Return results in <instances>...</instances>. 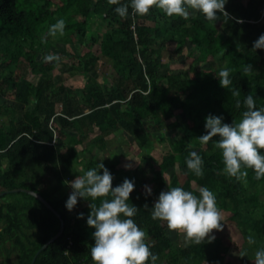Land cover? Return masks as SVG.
Segmentation results:
<instances>
[{"label":"trees","instance_id":"trees-1","mask_svg":"<svg viewBox=\"0 0 264 264\" xmlns=\"http://www.w3.org/2000/svg\"><path fill=\"white\" fill-rule=\"evenodd\" d=\"M27 1L29 9H20L16 0H0V98L5 100L0 102V193L33 190L61 218L28 193L0 197V264H32L37 252L59 233L61 219L64 235L42 250L36 264H93L90 249L95 229L86 223L91 201L79 199L68 211L65 203L72 189L66 182L101 162L114 177L113 187L125 178L134 181L129 203L139 210L133 219L158 255L156 264H203L202 255L214 263L207 254L210 242L181 244L171 238L166 222L151 218L153 203L163 190L157 186L146 195L131 176L132 168L124 167L123 157L130 161L137 154L133 146L123 148L122 154L112 149L122 135L142 149L161 139L166 130L174 132L166 168L185 175V190L194 193L192 185L206 186L224 209L237 211L245 183L223 173L221 151L213 147L219 137L209 142L208 150L197 137L206 134L209 114L222 116L224 123L239 121L249 94L258 108L264 107V49L253 50V42L264 34V0H228L225 9L232 19L215 25L192 10L188 20L168 17L155 7L145 16L129 8L128 17L121 18L115 12L118 5L108 0ZM124 3L130 0H121ZM77 16L85 26L78 36L81 47L78 53L65 51L66 56H60L67 57L66 73L65 81L57 85L53 76L59 63L45 62L44 56L56 54L54 42L74 44L72 20ZM60 18L66 21L65 35L49 36L42 43L50 25ZM100 18L108 21L109 29L103 28ZM201 55L209 57L206 78L193 81L190 72L201 73ZM102 57L111 61L116 72L112 82L99 81ZM183 57L194 61L189 71L177 73L175 66ZM244 64L255 70L247 77ZM224 67L232 69L228 89L217 78ZM80 76L83 87L78 89L74 77ZM233 90H239L240 96H233ZM155 148L144 159L149 180L160 177L152 155ZM192 151L203 159L202 177L187 168L185 161ZM247 171L248 181L255 174ZM259 181L256 186L264 184V178ZM11 185L14 188L7 187ZM80 213L83 219H78ZM239 214L234 212V217Z\"/></svg>","mask_w":264,"mask_h":264},{"label":"clouds","instance_id":"clouds-1","mask_svg":"<svg viewBox=\"0 0 264 264\" xmlns=\"http://www.w3.org/2000/svg\"><path fill=\"white\" fill-rule=\"evenodd\" d=\"M228 0H130V3L121 4V0H108L110 5H118L115 12L121 18H127L129 8L132 13L145 16L152 8L161 10L168 17H181L189 19L190 10L201 13L205 20L215 25L223 20L227 23L232 17L226 11ZM223 18V19H222ZM66 21L63 18L50 25L42 43L47 42V37L56 38L65 35ZM264 49V34L253 42V50ZM45 62H60L56 54L44 56ZM247 77L253 71L251 64L241 66ZM232 69L221 68L217 78L222 88L228 89L232 84L230 74ZM240 96L239 90L231 93ZM245 110L239 121L231 124L224 123L222 116L209 114L205 117L206 134L198 138L200 144L207 146L214 137L213 147L219 149L224 165L223 173L237 182L247 183L248 171L251 169L255 179L264 178V107H257L256 98L249 94L243 100ZM236 108L241 107L240 100L236 101ZM187 168L197 177H202L203 159L196 151L189 153L186 158ZM125 168H131L125 164ZM102 170V174H101ZM113 175L104 166L98 163L97 167L86 170L82 175H77L74 180L66 182L72 189L66 200L65 207L72 211L79 199L91 201L90 212L87 216V225L94 228V244L90 249L93 264H156L158 255L151 251L146 242L147 234L133 219L138 208L130 204V194L135 189L134 181L125 178L123 182L113 187ZM146 195H151L152 189L145 185ZM199 194H194L180 186L168 187L161 191L151 208V218L166 222L170 232L182 234L185 245L203 244L206 240L215 239L213 230L223 228L222 212L217 205L216 195L206 186L199 188ZM99 199V204L95 201ZM148 209V205H144ZM80 213L78 219H83ZM246 242L248 245L256 243V238L251 231ZM243 255V253L241 254ZM255 264H264V248L255 252Z\"/></svg>","mask_w":264,"mask_h":264},{"label":"rangeland","instance_id":"rangeland-1","mask_svg":"<svg viewBox=\"0 0 264 264\" xmlns=\"http://www.w3.org/2000/svg\"><path fill=\"white\" fill-rule=\"evenodd\" d=\"M16 3L20 9H29L30 4L27 0H16ZM100 21L102 22L104 29L110 28L108 21L104 18H100ZM72 22L73 38L75 41L74 44L67 45L66 47L65 43H53V45H55L54 48H57V50H55L56 55L59 57L62 55L66 56L65 54L67 51L78 53V50L81 47L78 42V36L85 30L82 17L77 16L75 21L72 20ZM0 28H2V23ZM45 33L46 32H44L43 35ZM66 58L67 57H60L59 66L55 71V76H53V80L57 85L65 81L64 73H66ZM166 59H168V57ZM208 59L209 57H206V55L200 56L199 69L201 73L195 74L190 72L191 79L193 81L206 78L204 74L208 71V69H206V61H208ZM193 61L194 57H188L187 59L186 57H183L175 66V70L177 73L189 71L190 65ZM97 68L100 73L99 81L101 83H105L106 80L109 82L113 81L114 76H116V72L114 71L112 63L108 58L102 57ZM31 78L35 81L38 79L34 76ZM74 78L76 88H82L84 79H82L81 76ZM0 102L4 103L5 100L0 98ZM188 122L191 124L193 123L190 120ZM175 138L176 135L174 132L171 133L169 130H166L161 139H156L152 143H147L142 149H139L134 144L131 137L122 135L119 139L120 144H116L114 149H112V153L117 154V152H120L122 154V152H125L123 148L126 149L127 147V151L129 146H133L132 149L136 150L137 154L131 155L130 161L127 160L125 156V158L123 157V160L126 164L131 165V176L141 186V190L143 192H145V185L150 186L151 189L158 186L163 191L167 190L168 187H182L187 179L185 175L180 172L177 174L173 168L167 169L165 166V163L170 160L173 154L172 143ZM113 142L114 141H112V143L110 142V144L112 145ZM153 146L156 147L155 150L152 151V155L156 161L155 170L158 172L160 177L156 176L153 180H149V177L145 174L144 164L146 162H144V159L150 154ZM205 148L207 149V146H205ZM133 152L135 151L130 150V154ZM220 177H222V175ZM248 181L245 184L244 195L241 197L242 205L238 206L237 211L232 210V212L234 211L235 213H240L237 218L234 217V212L232 213L228 209H224L220 202L217 203L222 212L223 228L220 231L213 230L212 235L215 236V239L210 242L208 246L209 252L207 251V254L211 257V260L214 261V263H210L208 260H205L202 255L201 259L203 264H255V252L264 248V184L261 183L256 186L260 183V181L255 179V177H249ZM7 187L14 188V185ZM191 189L194 190V194H199L198 186L192 185ZM250 231L256 238V243L253 245H248L246 242V238ZM169 234L172 239L177 238L181 244L185 243L182 234H178L176 232H169ZM242 253L243 255H241Z\"/></svg>","mask_w":264,"mask_h":264},{"label":"water","instance_id":"water-1","mask_svg":"<svg viewBox=\"0 0 264 264\" xmlns=\"http://www.w3.org/2000/svg\"><path fill=\"white\" fill-rule=\"evenodd\" d=\"M19 192H25V193H28L30 195H33L35 197H37L38 199H40L48 208H50L54 213H56L59 218H61V215L59 214V212L53 207V205L47 201L42 195H40L39 193L33 191V190H30V189H22V188H15V189H12V190H8L6 192H2L0 193V197L8 194V193H19ZM64 229H65V226H64V221L61 219V229L59 231V233L54 237L52 238L45 246H43L42 249H40L37 254L35 255L33 261H32V264H36V261H37V258L39 256V254L42 252V250H45L46 248H48L52 243H54L55 241H57L59 238H61L63 235H64Z\"/></svg>","mask_w":264,"mask_h":264}]
</instances>
